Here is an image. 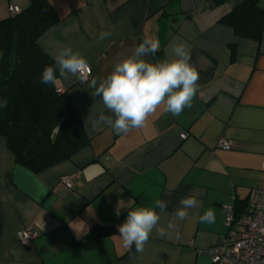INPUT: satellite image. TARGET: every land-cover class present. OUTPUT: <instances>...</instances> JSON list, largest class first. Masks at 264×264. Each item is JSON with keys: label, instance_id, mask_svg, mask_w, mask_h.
<instances>
[{"label": "crops", "instance_id": "crops-1", "mask_svg": "<svg viewBox=\"0 0 264 264\" xmlns=\"http://www.w3.org/2000/svg\"><path fill=\"white\" fill-rule=\"evenodd\" d=\"M244 1L49 0L59 20L38 46L53 63L64 47L87 59L92 72L85 84L68 75L55 86L70 97L90 145L33 174L14 163L0 137V264H209L207 251L227 231L224 208L247 205L253 190L264 189V23L256 41L220 23ZM8 5L22 10L28 1ZM259 8L264 12V0ZM102 32L110 35L101 39ZM146 38L160 43L155 56L145 57L150 62L172 59L176 43L189 46L199 73L192 106L179 116L161 106L126 134L94 125L108 113L90 80L105 78ZM220 138L232 149L216 148ZM64 176L71 177L70 191L58 186ZM193 192L202 204L198 212L166 236L154 231L143 251L124 246L117 226L129 210L163 199L171 214ZM208 208L213 224L199 221ZM29 227L39 236L24 247L16 234ZM96 227L113 232L92 241Z\"/></svg>", "mask_w": 264, "mask_h": 264}, {"label": "trees", "instance_id": "trees-1", "mask_svg": "<svg viewBox=\"0 0 264 264\" xmlns=\"http://www.w3.org/2000/svg\"><path fill=\"white\" fill-rule=\"evenodd\" d=\"M224 1L213 0L214 5ZM260 1L245 0L220 23L240 39L259 40L264 23ZM58 20L49 0H28L26 8L0 20V99H8L7 108H0V137L14 163L33 174L70 161L90 145L68 94L37 82L43 68L54 65L38 40ZM247 210L248 204L236 202L234 217ZM112 232V227H96L92 241Z\"/></svg>", "mask_w": 264, "mask_h": 264}, {"label": "clouds", "instance_id": "clouds-1", "mask_svg": "<svg viewBox=\"0 0 264 264\" xmlns=\"http://www.w3.org/2000/svg\"><path fill=\"white\" fill-rule=\"evenodd\" d=\"M110 33L102 32L104 39ZM160 48L157 38L144 39L132 54L119 60L111 73L99 82L92 78L89 87L93 95L99 96L108 114L101 113L95 124L108 125L117 135L126 134L146 125L149 117L161 106L165 113L179 116L192 106L198 91L199 73L191 61V50L185 42L172 46V59L150 62L145 59L155 56ZM54 65H46L38 77V83L55 87L58 76L76 77L80 82L89 80L91 74L87 59L71 47L61 48L54 57ZM8 99H0V108H7ZM198 193H191L179 200V205L171 214L166 213L168 202L158 199L152 207L138 206L128 211L125 221L118 225V233L126 248L135 245L143 251L149 237L155 233L161 237L178 227V222L187 219L190 212H198L202 204ZM159 209V211H157ZM165 214L166 224H162ZM170 219H167L168 216ZM212 208L199 215L203 224L215 223Z\"/></svg>", "mask_w": 264, "mask_h": 264}, {"label": "built area", "instance_id": "built-area-1", "mask_svg": "<svg viewBox=\"0 0 264 264\" xmlns=\"http://www.w3.org/2000/svg\"><path fill=\"white\" fill-rule=\"evenodd\" d=\"M19 12L20 9L14 5L5 8V13L9 16ZM86 82L78 80L80 85ZM59 91L63 92L62 89ZM185 137V134H181V138ZM216 148L229 151L232 146L227 140L220 138L216 142ZM58 186L70 191L71 177H61ZM224 212L227 231L222 241L207 251L209 264H264V189L251 192L248 210L239 219L234 217L233 208H224ZM38 236L39 233L30 227L16 234L17 240L24 247L31 246Z\"/></svg>", "mask_w": 264, "mask_h": 264}, {"label": "rangeland", "instance_id": "rangeland-1", "mask_svg": "<svg viewBox=\"0 0 264 264\" xmlns=\"http://www.w3.org/2000/svg\"><path fill=\"white\" fill-rule=\"evenodd\" d=\"M28 0H0V20H3L4 18H6V13H5V8L7 7L8 3H18V4H27Z\"/></svg>", "mask_w": 264, "mask_h": 264}]
</instances>
